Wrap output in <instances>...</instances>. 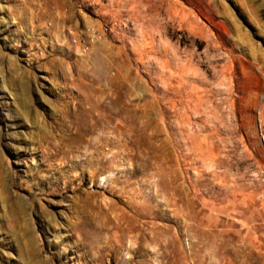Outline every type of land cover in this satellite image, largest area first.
<instances>
[{
	"label": "rangeland",
	"instance_id": "374dc122",
	"mask_svg": "<svg viewBox=\"0 0 264 264\" xmlns=\"http://www.w3.org/2000/svg\"><path fill=\"white\" fill-rule=\"evenodd\" d=\"M0 264H264V0H0Z\"/></svg>",
	"mask_w": 264,
	"mask_h": 264
}]
</instances>
